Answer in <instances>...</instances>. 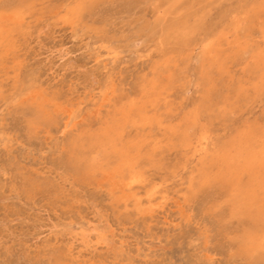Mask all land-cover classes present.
<instances>
[{
	"label": "rangeland",
	"instance_id": "obj_1",
	"mask_svg": "<svg viewBox=\"0 0 264 264\" xmlns=\"http://www.w3.org/2000/svg\"><path fill=\"white\" fill-rule=\"evenodd\" d=\"M5 1L0 17L13 19L20 8L3 10ZM88 1L95 0H28L22 28L0 38V264H53L60 256L67 264H249L232 255L242 223L211 209L223 192L190 183L243 134L264 137V0H99L82 19L64 20L67 8ZM33 95L73 110L77 125L63 134L61 115L31 131ZM144 101L162 122L129 125L125 141L139 142L146 184L169 192L162 210L147 209L144 184L139 209L134 198L117 201L101 172L83 183L65 164V142L78 128L98 133ZM188 132L197 135L185 141ZM200 134L209 145L196 152ZM88 222L108 228V241L68 242Z\"/></svg>",
	"mask_w": 264,
	"mask_h": 264
},
{
	"label": "bare ground",
	"instance_id": "obj_2",
	"mask_svg": "<svg viewBox=\"0 0 264 264\" xmlns=\"http://www.w3.org/2000/svg\"><path fill=\"white\" fill-rule=\"evenodd\" d=\"M7 1L10 0L5 1L7 4L4 3L5 6L3 5V10H9L12 8L14 10L20 9L13 14V19H5V13H2L1 16L3 17H0L1 39L3 37L10 36V33L13 31L15 32L17 29L22 28L24 17L21 15L23 12L21 8L25 7L24 5L28 3V0H15L12 3V0L10 2ZM98 1L99 0L88 1L86 3L83 2L67 8L63 17L64 20L68 22L69 20L77 17L82 19L84 13L91 11L93 4ZM173 6L175 9L176 6L174 4ZM129 10L131 11V9ZM130 11L127 12L130 13ZM81 22L82 21L79 23ZM89 25H87V27ZM73 27L76 28L77 25L73 24ZM149 28V24H145V26H143V29L145 30ZM79 29L80 28L78 27V33ZM94 29L95 27L93 30ZM75 36L76 38L78 37L77 35ZM215 46L216 44L212 43L210 48H214ZM202 56L203 53H201L198 57V61H200L198 69H201V71L206 67L204 64L205 59ZM155 74H157L158 77V73L155 72ZM152 84L153 85L150 90L152 92L154 90V92L150 94H153L155 97L161 95V92H159L155 86L157 84L156 81ZM43 96L33 95L28 99L33 102H31L32 104L29 108L30 116L28 118V126L31 131L35 132V130L42 124L50 127L55 122L57 123L59 120L58 118L61 115H66V117H68L65 124L62 125L63 127H61V132L63 134L68 130L70 125H77V123L73 122L76 119L73 110L69 111L59 109L54 104H51L49 99ZM148 102L150 101H144L141 106L131 103V105L122 110L121 117L114 119L111 124L107 123L98 133L86 134L82 128H78V131L73 133V135H71L65 142V147L68 152L67 157L65 158V164L70 171L76 175L77 179L83 183L91 181L96 176L97 172H101L103 174L104 182L109 186L111 195H117V201H125L127 205L126 201L134 198L136 200L135 206L139 209L141 207V201L138 198L139 195L136 190L139 185L144 184L147 190V209L154 211L155 207L160 208L161 210L165 207L168 199L170 198V194L165 188H162L161 186L159 187V184L157 183L146 184L147 178H145L143 172L139 168V159H136L139 154V142L128 143L125 141L126 137L128 138L126 129L129 125L136 126L137 129H145V126L154 124L156 121L158 123L162 122L161 120L159 121L158 116L151 117L149 115V111L147 109ZM49 107L52 108L54 113L51 112ZM193 119L195 121L194 117ZM189 124L191 125L192 121H188V125ZM190 125L187 129H192V126L190 127ZM181 128V126H178L179 130H181ZM183 133L185 132L183 131ZM191 134L192 133L189 132L188 134L186 133L183 139L186 141L189 138L191 139L192 136L197 135L196 133ZM194 144L196 152L205 150L209 145L208 137L204 134H200L197 136ZM109 154H114V156L118 157V159H106ZM97 156H101L103 159H101V157L100 159H97ZM210 164V167L207 164V166L205 165L203 167V172L195 178V181H191L190 187H192L193 190L202 191L204 187L208 185V187H218L223 192V202H225V205H228V212H225L223 209L225 205H222L223 202L221 203L219 200L214 201L211 204V209L214 210L215 208L216 213L218 211L217 217H219L220 220L225 218H238L239 222L243 225L242 231H238L237 235L232 237L234 241V244H232L236 248L232 255L247 258L249 264H264V137L259 135L255 140L252 134H243L242 137L226 148L220 157L213 159ZM31 184L35 185L34 182H31ZM69 233L70 236L68 238V242L71 244H73L76 240H81L86 245L91 244L98 246L105 243L109 239L108 228H100L90 222H88V226L85 229L81 228L80 230H71ZM65 262V257L60 256L54 260L53 264H67Z\"/></svg>",
	"mask_w": 264,
	"mask_h": 264
}]
</instances>
